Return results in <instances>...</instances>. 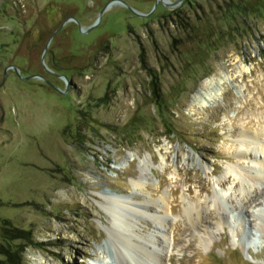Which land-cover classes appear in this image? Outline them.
Segmentation results:
<instances>
[{
  "label": "rangeland",
  "instance_id": "obj_1",
  "mask_svg": "<svg viewBox=\"0 0 264 264\" xmlns=\"http://www.w3.org/2000/svg\"><path fill=\"white\" fill-rule=\"evenodd\" d=\"M110 1L0 0V264H123L116 233L162 247L163 264H264L263 181L239 192L225 175L231 210H206L227 168L263 158L239 132L264 130V0L239 16L230 0ZM68 16L96 25L48 45L67 57L55 89L21 79L49 68L38 59ZM97 194L138 212L115 231Z\"/></svg>",
  "mask_w": 264,
  "mask_h": 264
},
{
  "label": "bare ground",
  "instance_id": "obj_2",
  "mask_svg": "<svg viewBox=\"0 0 264 264\" xmlns=\"http://www.w3.org/2000/svg\"><path fill=\"white\" fill-rule=\"evenodd\" d=\"M221 80L222 79H218L217 82L219 84H221ZM214 79H209L207 81H205L202 84V89L203 91L208 89V86L210 84H214ZM217 87V86H216ZM219 89H215L214 92H208L206 97H200L198 94V97L196 99H198V104H203L205 100L210 99L211 97H213L215 95V93H218ZM205 93V92H204ZM197 96V95H196ZM201 98V99H200ZM247 132L245 131H240L239 135H240V139L239 142L243 145L244 143H248L250 144V146L256 151V153H258L259 155H263V158H261L262 160H257L256 155L254 154L252 160L254 161V166L252 169H250V171H246L243 169H241V167L239 165H235L231 168H227L225 174L222 176V179H218L216 180V184L217 187H214L212 190V194L211 197L209 198V203L210 205L207 204L206 205V210L208 211V207L210 206L214 212H216L215 215H221L226 212H228V209L230 207H228V205L231 206V204L227 203L226 197H229V193H233L230 192V189L232 188L229 187L227 190H222V188H218L219 184H224V180L226 178L225 175H230V177L233 179V181L231 182V185H234L235 183L237 185H239V189L238 191L240 192V189L242 190V187H246L247 186H242L244 184H246L248 181V183H250L251 186L254 185V183L259 182V181H263L264 182V141H261L260 137L264 136V130L261 132H256L253 134H246ZM238 156H245V153H238ZM259 158V157H258ZM143 164H145V161H142ZM143 170V169H142ZM259 184V183H258ZM140 182L137 181L136 182V186H139ZM264 185V183H263ZM262 185V186H263ZM249 188V187H248ZM247 188V191H248ZM233 190V188H232ZM261 196H264V188L262 189V191H260ZM106 198L105 195L103 194H97V196ZM233 196H235V194H232ZM107 196H109L107 194ZM246 200V199H245ZM106 204L110 205V209H109V205L105 206L102 205L101 208L105 211V212H109L108 214L110 215V222L112 225V228L116 231V225H124L125 227L127 226L126 224H128V222L126 221L125 217H124V212L129 210L132 211V213H137L138 210L136 208H134L130 203H128L126 198L123 197H118V196H109L108 198L105 199ZM110 201V203H109ZM243 201V200H242ZM208 202V201H207ZM238 207H241L242 204H240V202L238 200H236ZM199 204L198 203H194L191 204L189 203L188 205V209H184V213L187 215L188 219H190V221H192L195 217L196 219L200 220V215L201 212L200 210H198ZM236 209V208H235ZM120 210V211H119ZM205 210V211H206ZM231 210V208H230ZM188 211H194L195 216L192 215L190 217V212ZM194 217V218H193ZM117 236L116 238L118 239L119 243H120V247L123 250L120 252V256L122 258V262L123 264H134L135 262V258L140 260L141 264H163V259L161 256V248L159 249H153L152 251L147 249V245H142L140 244V242L137 244L135 242H132L130 240L129 237H126L125 235L116 233ZM134 252V256L136 255V257H133L130 253ZM127 254V259L126 260V255ZM137 264V263H136Z\"/></svg>",
  "mask_w": 264,
  "mask_h": 264
},
{
  "label": "flooded vegetation",
  "instance_id": "obj_3",
  "mask_svg": "<svg viewBox=\"0 0 264 264\" xmlns=\"http://www.w3.org/2000/svg\"><path fill=\"white\" fill-rule=\"evenodd\" d=\"M178 6V5H177ZM75 16H68L66 17L53 31L52 33L49 35V37L47 38L46 40V44L42 50V53L39 57V62H42L43 60L45 59H48L49 61V68L47 69V71H43L42 74H40V76H42L44 79H46L48 81V78L47 77H56V78H60L61 76H64L63 74L64 73H59L57 72V68L59 67V62H63L67 59L66 56H62V57H58L56 58V54H55V49L54 48H51V49H48V45L50 43H53V40H55V38L61 36V33L63 31V29L66 27V25H69V24H72L73 25V29L74 30H77L79 27H81V24L80 22H77V20L74 18ZM69 18H73L74 21H76V23H72L74 21H66L67 19ZM66 21V23H64ZM64 23V24H63ZM63 24V25H62ZM62 25V26H61ZM61 26V27H60ZM60 27V28H59ZM51 38L50 42L47 44V41L48 39ZM58 69L62 70L63 68L59 67ZM64 70V69H63Z\"/></svg>",
  "mask_w": 264,
  "mask_h": 264
},
{
  "label": "water",
  "instance_id": "obj_4",
  "mask_svg": "<svg viewBox=\"0 0 264 264\" xmlns=\"http://www.w3.org/2000/svg\"><path fill=\"white\" fill-rule=\"evenodd\" d=\"M158 1H161L162 5H164V6L175 7V6H177L178 4H180L183 0H177V1L173 2V3H165L163 0H155V2H154V6H153L154 8L156 7ZM115 3H120V4H122V2H120L119 0H111L110 2L107 3V5H106L105 7H108V6H110V5H112V4H115ZM127 8H128L133 14L139 15L140 17H146V16H148L149 14H151V12H149L148 14H140V13L136 12L135 9L133 10V9H131L130 7H127ZM66 21H74V19H73V18H69V19H67ZM66 21H65L64 23H66ZM64 23H63V24H64ZM63 24H62V25H63ZM62 25H61V26H62ZM95 25H96V23H95V24L93 23L92 25H90V26L87 27L86 29H83V28L79 27V30H80V32H89L90 30H92V28H93ZM61 26H60V27H61ZM60 27H59V28H60ZM51 38H52V36L48 39L47 44L50 42ZM11 68L17 73V70H16L15 67H11ZM46 70H47V68H46ZM34 78L39 79V80H42L43 82H45L46 84L50 85L52 88L55 89V87H54L52 84H50L46 79H44L42 76H40V75H38V74H37V75L29 76V77H25V78H21V79H23V80H28V79H34ZM0 110H1V117H2V115H3V111H2V109H1V107H0ZM1 117H0V118H1Z\"/></svg>",
  "mask_w": 264,
  "mask_h": 264
},
{
  "label": "trees",
  "instance_id": "obj_5",
  "mask_svg": "<svg viewBox=\"0 0 264 264\" xmlns=\"http://www.w3.org/2000/svg\"><path fill=\"white\" fill-rule=\"evenodd\" d=\"M241 1V3H240ZM251 0H230L222 9L229 13L230 15L236 16L240 15L239 13L242 11V14L245 15L247 13L248 7L246 6L247 3H250ZM241 6V7H240ZM16 238L23 239L28 241V234L22 230L15 229ZM14 264H19L17 259H15Z\"/></svg>",
  "mask_w": 264,
  "mask_h": 264
}]
</instances>
